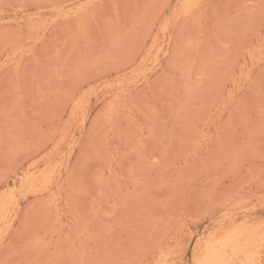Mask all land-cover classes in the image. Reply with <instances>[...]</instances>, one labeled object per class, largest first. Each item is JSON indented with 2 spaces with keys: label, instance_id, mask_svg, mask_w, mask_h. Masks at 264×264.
<instances>
[{
  "label": "rangeland",
  "instance_id": "1",
  "mask_svg": "<svg viewBox=\"0 0 264 264\" xmlns=\"http://www.w3.org/2000/svg\"><path fill=\"white\" fill-rule=\"evenodd\" d=\"M5 202L0 264H194L264 226V0H0Z\"/></svg>",
  "mask_w": 264,
  "mask_h": 264
},
{
  "label": "bare ground",
  "instance_id": "2",
  "mask_svg": "<svg viewBox=\"0 0 264 264\" xmlns=\"http://www.w3.org/2000/svg\"><path fill=\"white\" fill-rule=\"evenodd\" d=\"M45 173H42L43 175L41 178L42 180L41 184L43 183L42 187L44 186L45 183L48 182L49 179L47 177L52 175L53 172L49 174V176H46L47 173L46 174ZM40 176H39V179H40ZM31 184L28 185L29 188ZM35 184H37V178H36ZM41 184L39 185L40 190H42ZM9 203L10 202H5L0 206L1 219H2L3 214L6 213L5 210ZM239 212H241V210ZM13 214L14 216H12L11 218L15 217L16 212ZM262 247H264V226L259 225V224L250 225L248 223H244L242 225H234L220 233H217V235H214L213 237L211 235V239L209 241H206L205 243L198 245L194 252L195 255L193 256L194 264H256L257 261L259 260L258 259L259 250ZM263 256L264 255H262V258ZM164 262L166 263L167 260ZM156 264H160V262Z\"/></svg>",
  "mask_w": 264,
  "mask_h": 264
}]
</instances>
